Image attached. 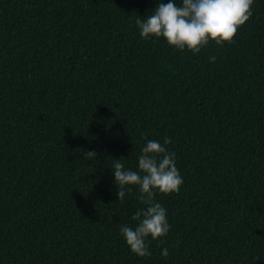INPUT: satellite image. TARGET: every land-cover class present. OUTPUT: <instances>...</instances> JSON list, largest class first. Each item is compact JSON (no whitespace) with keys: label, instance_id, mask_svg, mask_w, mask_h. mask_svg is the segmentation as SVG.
Returning <instances> with one entry per match:
<instances>
[{"label":"trees","instance_id":"trees-1","mask_svg":"<svg viewBox=\"0 0 264 264\" xmlns=\"http://www.w3.org/2000/svg\"><path fill=\"white\" fill-rule=\"evenodd\" d=\"M159 2L0 0V264H264V0L196 54L141 38ZM165 137L183 184L140 257L112 168Z\"/></svg>","mask_w":264,"mask_h":264},{"label":"clouds","instance_id":"clouds-1","mask_svg":"<svg viewBox=\"0 0 264 264\" xmlns=\"http://www.w3.org/2000/svg\"><path fill=\"white\" fill-rule=\"evenodd\" d=\"M254 0H163L157 4L150 15L135 20L142 39L164 38L169 46L179 50L187 48L193 54L214 41L217 45L224 42L234 43V36L240 26L252 16ZM215 56L210 60L215 61ZM171 139H147L138 157V170L125 169L116 160L112 171L118 187V199L123 201L126 192L132 193L138 187L137 199L145 206L132 216L135 226L121 225L122 234L130 250L140 257L150 256L148 238L157 240L167 236L170 224L167 210L156 201L157 192L162 194L179 193L183 184L175 162V153L166 145ZM89 158L97 157L95 151H87ZM167 257L168 249L161 253Z\"/></svg>","mask_w":264,"mask_h":264}]
</instances>
